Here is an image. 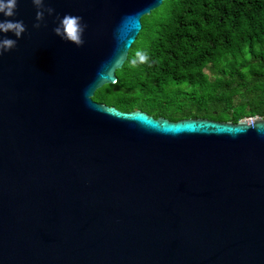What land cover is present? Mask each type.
I'll return each mask as SVG.
<instances>
[{
  "label": "water",
  "instance_id": "1",
  "mask_svg": "<svg viewBox=\"0 0 264 264\" xmlns=\"http://www.w3.org/2000/svg\"><path fill=\"white\" fill-rule=\"evenodd\" d=\"M165 0H19L0 56V264H264V119L170 121L92 99ZM82 17L84 44L56 36ZM7 35L13 39L11 32Z\"/></svg>",
  "mask_w": 264,
  "mask_h": 264
},
{
  "label": "trees",
  "instance_id": "2",
  "mask_svg": "<svg viewBox=\"0 0 264 264\" xmlns=\"http://www.w3.org/2000/svg\"><path fill=\"white\" fill-rule=\"evenodd\" d=\"M140 21L94 101L170 121L264 118V0H165Z\"/></svg>",
  "mask_w": 264,
  "mask_h": 264
},
{
  "label": "clouds",
  "instance_id": "3",
  "mask_svg": "<svg viewBox=\"0 0 264 264\" xmlns=\"http://www.w3.org/2000/svg\"><path fill=\"white\" fill-rule=\"evenodd\" d=\"M18 2L19 0H0V56L4 52L14 49L17 46V41L27 31L22 20L10 19L16 15ZM31 2L37 9L35 16L37 22L33 24V27L40 28V22L44 20L45 13L51 16L55 10L51 7L45 8V0H31ZM57 20L58 24L53 29L56 36L75 44L77 47L84 44L83 33L87 25L82 23V17L65 14L63 17L58 16ZM9 32L13 34L15 39L7 35Z\"/></svg>",
  "mask_w": 264,
  "mask_h": 264
},
{
  "label": "built area",
  "instance_id": "4",
  "mask_svg": "<svg viewBox=\"0 0 264 264\" xmlns=\"http://www.w3.org/2000/svg\"><path fill=\"white\" fill-rule=\"evenodd\" d=\"M254 118H247V120L250 122V121H253Z\"/></svg>",
  "mask_w": 264,
  "mask_h": 264
},
{
  "label": "rangeland",
  "instance_id": "5",
  "mask_svg": "<svg viewBox=\"0 0 264 264\" xmlns=\"http://www.w3.org/2000/svg\"><path fill=\"white\" fill-rule=\"evenodd\" d=\"M255 118H257V117H255ZM258 118L264 119V118H262V117H258Z\"/></svg>",
  "mask_w": 264,
  "mask_h": 264
}]
</instances>
